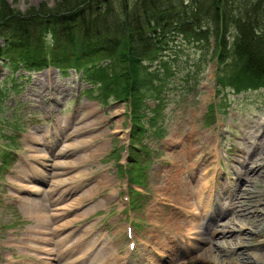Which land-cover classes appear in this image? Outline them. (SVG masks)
I'll list each match as a JSON object with an SVG mask.
<instances>
[{"label": "rangeland", "instance_id": "374dc122", "mask_svg": "<svg viewBox=\"0 0 264 264\" xmlns=\"http://www.w3.org/2000/svg\"><path fill=\"white\" fill-rule=\"evenodd\" d=\"M6 1L20 13L21 17H27L29 16L27 11L33 8L43 7V10H46L47 7L50 9L62 0ZM103 1L105 2L102 6L103 10L106 7L115 10L119 9L122 4L124 5L123 0ZM135 1L137 2V0H129L130 5ZM164 1L163 14L168 16L165 13L172 7L170 4L173 0ZM223 3V10L227 11V16L223 20L228 22L223 36L227 49L234 53L233 46L242 27H247L248 23L254 26L255 21L261 27L264 26V0H224ZM175 5L178 6V3L176 2ZM186 5L188 2L185 1L183 8L188 7L187 12H190L193 6ZM205 13L202 20L204 27L202 32L209 33L207 39L202 40V33L198 38L200 41L189 42L182 32L180 33L172 26L167 35L169 41H172L171 50L151 69L158 71L161 75L153 78L155 89L148 86L146 82L147 86L145 84L144 87L148 92L144 97H160L163 100L161 112L159 110L160 113L157 116L149 112L147 117L141 109H135L133 115L140 119L143 127L149 126V120L153 122L154 128L151 129H155L160 133L161 138H164L160 144L164 143V147L161 148L165 154H161L163 150H153L152 158L156 159L160 154L166 157V163L175 160V157H169L170 153L165 149L167 145L179 144L181 140H185L189 132H196L198 137V133L201 132L202 136L215 140L214 149L216 148L219 154L224 171L219 178L223 188L229 183L234 187L236 182L239 183L234 173L239 161H245L242 171H247L250 182L248 183V178L243 175V183L239 186L241 188L237 193L251 190L255 193L256 200L247 203L246 208L239 203L240 205L238 204L234 211L229 213V217H234L235 225L231 227H234L236 234L244 230L248 231V228L252 230L248 233L251 235L247 240L249 245H247L249 247L247 250L256 254L255 252L260 248L259 242L264 241V237H260L261 233L264 234V213H257L264 211V86L258 88L256 83H246L245 80L234 83V80L242 77L232 80L231 76H227L225 71L228 70L220 64L219 53L214 50L217 38L215 28L224 24L217 23L211 14L213 12L209 9ZM118 15L121 16L120 12ZM67 37L69 38L68 34ZM40 38L45 48L41 46L39 50L41 48V52L46 54L67 57L74 51L73 48L65 47L61 43L58 46L59 50H54L59 36L56 38L49 32H45ZM97 42L98 40L93 43L94 46L90 50L91 55L95 53L93 49L99 46ZM81 44L82 42L78 47L79 54L90 49ZM0 45L6 46L3 38L0 40ZM218 48L217 43L216 50ZM232 55L228 58L233 59ZM12 59L9 52L1 57L0 62V88L7 84V81L9 84V89L6 86L5 91V97L8 94L9 97L0 96L2 104L0 107V166L4 163V152L11 153V168L4 171L5 174L9 170L8 175L2 177L3 172L0 173V232L7 231V237L0 242L2 259L8 253L7 250H10L15 254L18 264H48V257L56 260L53 264H123V260L127 259V242L123 223L126 217H132L138 227L142 242L141 249L132 259L135 264H147L151 261L154 264H198V262L207 264V261L210 264H216V262L219 263V259L227 262H221V264H235L232 258L242 249L225 244L224 240L219 237L220 232L215 240L219 246L227 250L226 253L218 247L220 251L213 250L214 255L211 257L206 251L201 252L194 249L180 255L175 261L162 260L161 256L167 254L165 249L168 248L166 237L162 232L167 228L165 230L162 223L168 219L181 220L173 217L174 212L171 208L178 207L180 210L191 212L195 210L192 205L182 201L180 195L177 197L172 194L168 198L166 195L159 196L160 184L154 176L150 181L156 180L157 183L150 185L148 196L139 204L141 210L134 209L132 205L124 215L115 214L117 204L113 203V200L121 204L120 197L123 194L124 185L127 184L126 177L121 179L117 175L116 161L122 147L127 144L126 138L129 135L127 128L134 120L131 115V101L129 102L127 98L129 93L126 89L128 87L126 79H124L125 82L118 84L119 87L108 84L103 90L97 89L96 93L93 92L90 95L86 92L89 89L86 82L80 77L83 76L79 71L80 68L79 75H76V72L65 67L59 70L56 67H49L48 70L39 73L22 72L21 75L25 76L21 79L24 81L23 85L17 79L20 73H17L19 70L12 63ZM87 64L89 65L90 62L82 64V71L89 69ZM3 66L7 68L4 69ZM141 68L137 72V77L143 76ZM167 69L170 70L169 77L165 72ZM124 70L122 66H115L114 70L111 68L109 74L121 75ZM13 73H17L14 76L16 81L10 78ZM231 81L232 83L229 84ZM20 94L22 95L19 97ZM93 96H97L98 101L92 100ZM141 101L142 99L138 100L140 105ZM146 101L150 107H153V102ZM208 109L214 110L215 119L220 123V127L216 128L215 124L212 127H205ZM117 110L123 112L117 113ZM162 129L166 130L162 132ZM53 130H61L62 134L75 137V140L85 141L84 144L96 137H99L97 140L101 138L106 141L100 150L97 149L100 142L96 141L95 147L84 145L76 153L75 158L83 154V160H81L83 162L80 163L82 167L75 171L72 169L71 172L75 175L70 177L72 181H75L74 185L78 193L81 189L79 191L77 183L83 181L81 182V194L74 200L82 204L80 206L82 210L68 217L71 220L75 217L79 218L75 222L72 221L76 224L75 233L60 235L57 237L56 244L52 240L55 221L51 218L47 219L45 213L40 214L34 208L38 205L47 209L46 202L42 203V200L32 198L25 199L14 190L22 185L27 187L32 184L30 183L32 180H29V175L32 174L31 167H34V161L40 154L53 160L50 153L46 152L54 143L48 135ZM39 131L40 135H38ZM67 135L64 136L67 137ZM10 137L16 138L10 140ZM217 141L220 145H216ZM35 143L40 149L34 146ZM142 143L154 148L152 144L156 142L144 136ZM73 158L69 160L72 161ZM256 168H259V173L255 171ZM79 170L80 172L77 173ZM105 171L106 176H103L102 173ZM227 176L232 178L228 180ZM20 177L28 179L27 183L20 180ZM242 195L243 192L240 196ZM159 197L161 200L157 203ZM14 200L18 201L19 205H16ZM27 200H31L35 205L26 204ZM225 202H227L226 199ZM224 207L226 208V205ZM20 208L23 214L20 213ZM209 219H202L201 223L205 225ZM224 222L226 221H220L221 224ZM200 231V228L197 229V232ZM43 234H48L49 237L42 236ZM248 234H246L247 237ZM197 237L199 238L192 234L186 240L190 238L188 242L192 246L197 243L194 241ZM34 241H41L44 244L41 245Z\"/></svg>", "mask_w": 264, "mask_h": 264}, {"label": "trees", "instance_id": "16d2710c", "mask_svg": "<svg viewBox=\"0 0 264 264\" xmlns=\"http://www.w3.org/2000/svg\"><path fill=\"white\" fill-rule=\"evenodd\" d=\"M223 1L198 0L196 7L202 5L198 8L201 14L196 7L190 12L185 10V13L181 7L184 0H173L170 4L172 7L165 13L168 16H165L163 14L164 0H137L131 5L129 0H123L124 5L115 10L107 7L103 10L102 6L105 3L103 0H62L53 8L46 7V10H43V7L33 8L27 11L29 16L21 17L20 13L15 11L6 0H0V40L3 38L6 44L4 47L0 45V58L10 52L13 62L17 58L24 60L25 57L24 62L27 66L41 68L49 55L41 52V48L45 47L40 37L45 32L51 33L56 38L59 36L54 50H59L60 43L65 47L73 48L71 55L76 57V61H79L80 42H82L81 46L90 48L86 50L89 53L94 46V41L98 40L99 46L93 49L97 56L107 59L115 54L113 64L104 72L106 85L112 84L119 87L118 84L126 79V86L128 85L126 89L129 93L127 98L131 97L135 103H139L138 100H141L148 92L145 91L144 85L147 86L148 83V86L155 89L153 78L161 75L158 71L151 69L171 50L172 41L167 38L169 29L173 26L180 33L182 32L189 42L197 41L202 33V40H206L209 33L202 32L204 28L202 20L209 9L213 12L211 14L214 20L217 23L220 22V25L224 24L215 28L216 46L218 43L219 48L216 50L214 46V50L219 53L220 64L228 70L225 71L227 76H231L232 80L243 77L245 80L249 78L256 80L258 84H264V26L261 27L255 21L254 26L248 23L247 27H242L233 46L234 53L231 52L225 45V37L220 33V30H224L228 23L223 20L227 16V11L223 10ZM176 2L180 7L175 5ZM181 26L184 27L181 28ZM39 47H41L40 50ZM34 50H37L38 57L32 63L34 57L25 54ZM41 54L46 55L43 56L42 63L37 65L41 61ZM231 54L233 59L228 58ZM115 66L125 68L121 75L109 74L110 68L114 70ZM140 67H142L143 76L137 77ZM165 68H167L166 65ZM221 81L223 83V80Z\"/></svg>", "mask_w": 264, "mask_h": 264}, {"label": "bare ground", "instance_id": "6f19581e", "mask_svg": "<svg viewBox=\"0 0 264 264\" xmlns=\"http://www.w3.org/2000/svg\"><path fill=\"white\" fill-rule=\"evenodd\" d=\"M220 33L224 35V30H220ZM123 111L121 110H117V113H121ZM194 135L193 134H190L188 137L189 138H192ZM99 138V137H96V139ZM92 140H95V139H92ZM83 142H80L78 144H82ZM183 145H185L187 147V150H185L183 152V155H184V160H185V163L188 165V166H191V167H195L196 166V163L194 162V159H195V151H197L196 148H191L189 145L185 144V143H182ZM103 145V146H102ZM98 150L102 149L104 147L105 144H102ZM202 160L200 162H197L199 163L198 166L201 167L202 164L204 165H210L211 163H207L208 160L205 159V156L202 155ZM83 160V158H81L80 160H77L76 162H72L73 164H70V163H66V165H76V164H80L81 161ZM243 163H245V161H243ZM59 166L62 168L61 166V163H59ZM57 167V165H56ZM255 171H258V173L260 172L259 168H256ZM177 173V168H176V165L173 166V172H172V177L171 179L175 177ZM208 173V172H207ZM207 173H202V174H199L197 177H198V183H199V186H195V187H190L189 190L186 192V193H183V194H179L178 192L174 191L172 192L173 195H176L177 197L180 195V199L182 201H185L186 203L190 204V205H193V206H199L200 204H203V207L204 209H208L209 207H211V205H214L212 203V199H208L212 197L211 193H212V182L210 180H208L205 184L203 183L204 181V175ZM247 173V171L245 172ZM248 173H250L248 171ZM58 176H63L62 173H58L57 174ZM208 176V175H207ZM248 178V176H247ZM61 182H65L64 178H62L60 180ZM210 181V182H209ZM248 183L250 182V176L248 178ZM58 189V186L53 183L51 184V189H50V192L52 193L54 190H57ZM164 191H169L170 190V187L169 186H166L164 189ZM208 196V197H206ZM221 197V196H220ZM233 198L231 199V203L230 205H233ZM255 193L251 190H247V191H243V195H242V199H241V202L240 204L246 208L248 205L247 203L249 204L251 201H255ZM204 202H207L206 205H204ZM220 202V201H219ZM216 205V204H215ZM247 205V206H246ZM202 206V205H201ZM220 210V214L219 216L222 214V215H225V211L224 209H219ZM55 211H58V210H55ZM257 213H264L263 212H257ZM226 216V215H225ZM230 220V223H228L226 225V228L225 229H222L221 230V237L222 238H229L230 240V245H235V246H238V247H243V249L241 250L240 253H237L235 255V257L232 258L233 262L235 264H264L263 262V257H264V241L262 242H259L261 245H260V248L255 252L256 254H252L251 252H248L247 248H245L247 246V243L246 241H244L245 239H249V236L251 234H248V237L246 232H243L241 234H234L233 230H227L230 228V224H232L233 220H234V217H231V219L229 218ZM184 221H177V222H172L170 221L169 219L165 221L166 225H167V228L169 231H171L172 229L174 230L173 233L169 234L167 236V249L165 250H174V249H177L182 241L179 239V233H182L183 231H190L192 229V226H194L195 224L193 223H190V227H187L186 225L184 224H181L183 223ZM178 225V226H176ZM176 226V227H175ZM200 226V223L196 224V227L199 228ZM217 226H219L218 223H215V226L212 227V228H207L205 230H203L200 235H201V239H200V242L203 243L204 245H206V247L202 248L204 251H206L207 254H209L211 257L212 255H214V252L212 250V244L215 245L216 244V241H214L213 237L216 235L218 229H217ZM225 226V225H224ZM248 233H251V230L248 231ZM258 235V234H256ZM260 237H264V234L261 233ZM215 243V244H214ZM208 247V248H207ZM207 248V250H206ZM220 248V246H219ZM200 249V250H202ZM219 259V258H218ZM221 262H224V263H227L226 260L223 261L221 259H219V263L216 262V264H221ZM198 264H203V262H198ZM207 264H210L209 261H207Z\"/></svg>", "mask_w": 264, "mask_h": 264}]
</instances>
